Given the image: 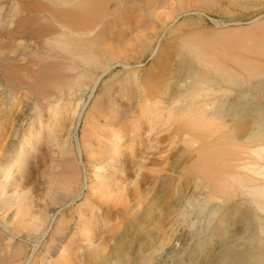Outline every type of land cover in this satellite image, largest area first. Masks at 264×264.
<instances>
[{
	"label": "bare ground",
	"instance_id": "bare-ground-1",
	"mask_svg": "<svg viewBox=\"0 0 264 264\" xmlns=\"http://www.w3.org/2000/svg\"><path fill=\"white\" fill-rule=\"evenodd\" d=\"M204 1L0 0V264H166L199 199L264 213V19L179 34ZM217 214L196 264H264V218Z\"/></svg>",
	"mask_w": 264,
	"mask_h": 264
},
{
	"label": "rangeland",
	"instance_id": "rangeland-1",
	"mask_svg": "<svg viewBox=\"0 0 264 264\" xmlns=\"http://www.w3.org/2000/svg\"><path fill=\"white\" fill-rule=\"evenodd\" d=\"M201 4H203L202 6H200L201 13L197 11H191L188 15L178 20V22H181L183 20V23H182L183 25H181L180 27L181 30L179 34H183L184 36V35L191 34L194 32V33L202 34L204 36H208L222 29L234 28L237 26H246L248 25L249 21L255 19L256 17H261V19H264V5L261 3L260 5L256 0H241L239 1L238 4L235 3L236 5L234 3H230L229 0H206L202 2ZM4 8L5 7H0V19L7 18V16L4 15V14H7ZM8 14L10 13L8 12ZM2 90H3V83L0 81V92ZM252 92H251V95L253 96L254 100L255 99L258 100L259 94L254 91ZM239 93H241L240 89L232 90V95H237ZM251 95L247 96V98L250 97L249 99H253L251 98L252 97ZM14 102H16V100H14ZM12 108H13V102L12 103L11 102L0 103V152L2 148L5 146V142L7 139L6 134H7V131L9 130L10 119H11L10 118L11 113H9V111H11ZM81 126L82 124L80 125L78 129L79 134H80ZM241 198L242 197H238L228 202H221V201L219 202L218 201L217 202L216 201L215 202L206 201L205 202L202 199H199L201 201L196 202L198 211H199L198 214L196 215V218L194 216L193 217L191 216V218L190 216H185L183 220V224L186 227L189 240H187V242L184 243L180 252L172 253L167 257L166 264H178V263L194 264V261L196 264L197 257L199 256V254H201L204 251L203 240L208 232L207 223H208V220L210 219L209 213L212 212L213 210L217 211L218 213L214 217V219L220 214H222L225 208H231L235 206L236 207L238 206V208H241V209L244 208L246 211H248V213H251L252 215H255V216H259V218H262V219L264 218V213L258 211L253 205L246 202L247 200L244 201L245 199L243 198L241 199ZM200 202H202V204ZM203 202L205 203L203 204ZM186 207L188 209H192L193 207L194 209L195 202L193 201L189 203V205H186ZM2 229H3V221L1 219V214H0V231ZM232 230H233V226L226 227V232L224 233L226 235L225 238H228L227 233L229 232L231 233ZM243 233H244V236L247 235L246 229L243 230ZM243 233L240 232L241 235ZM162 247H163L162 244L156 246L155 253L162 251Z\"/></svg>",
	"mask_w": 264,
	"mask_h": 264
}]
</instances>
